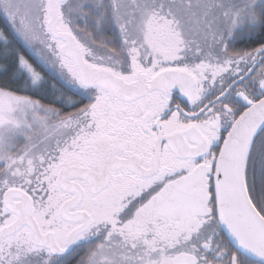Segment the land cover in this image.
I'll return each mask as SVG.
<instances>
[{"label": "snow or ice", "instance_id": "obj_1", "mask_svg": "<svg viewBox=\"0 0 264 264\" xmlns=\"http://www.w3.org/2000/svg\"><path fill=\"white\" fill-rule=\"evenodd\" d=\"M0 264H264V0H0Z\"/></svg>", "mask_w": 264, "mask_h": 264}]
</instances>
